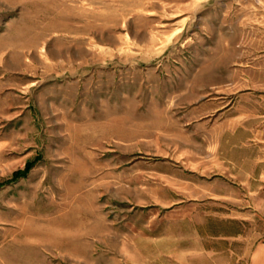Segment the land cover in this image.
<instances>
[{"label": "rangeland", "instance_id": "1", "mask_svg": "<svg viewBox=\"0 0 264 264\" xmlns=\"http://www.w3.org/2000/svg\"><path fill=\"white\" fill-rule=\"evenodd\" d=\"M263 164L264 0H0V264H225Z\"/></svg>", "mask_w": 264, "mask_h": 264}, {"label": "crops", "instance_id": "2", "mask_svg": "<svg viewBox=\"0 0 264 264\" xmlns=\"http://www.w3.org/2000/svg\"><path fill=\"white\" fill-rule=\"evenodd\" d=\"M262 168H260V170L262 169V171L259 170L255 174L257 176V178L260 180H262V179L264 180V164H263ZM249 177H250L249 173L248 174L245 172L242 173L243 179H246V178L248 179ZM257 196H258V204H259L257 214L259 216L263 215V217H264V188L258 190ZM176 256H178V257H176ZM173 257L174 258L171 259V261L177 259L178 262L176 263L175 261H173L171 263L169 262L168 264H186L185 261H186V259H188L186 253H179V255H175V253H174ZM169 259H170V257H169ZM215 260H217V259H215ZM194 264H196V263H194ZM216 264H217V262H216ZM225 264H264V239L259 241L257 243V245L252 249L251 252H248L246 255H244L238 259L231 258L230 262H226Z\"/></svg>", "mask_w": 264, "mask_h": 264}, {"label": "bare ground", "instance_id": "3", "mask_svg": "<svg viewBox=\"0 0 264 264\" xmlns=\"http://www.w3.org/2000/svg\"><path fill=\"white\" fill-rule=\"evenodd\" d=\"M40 16V15H39Z\"/></svg>", "mask_w": 264, "mask_h": 264}]
</instances>
